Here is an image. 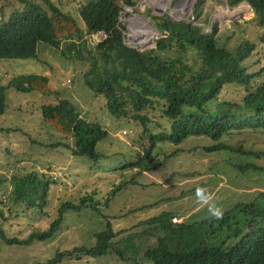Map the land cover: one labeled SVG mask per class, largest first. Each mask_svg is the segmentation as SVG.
<instances>
[{
    "label": "trees",
    "instance_id": "trees-1",
    "mask_svg": "<svg viewBox=\"0 0 264 264\" xmlns=\"http://www.w3.org/2000/svg\"><path fill=\"white\" fill-rule=\"evenodd\" d=\"M139 1L79 0L73 10L65 11L62 1L0 0V59L36 60L39 41L57 50L65 43L70 53L76 40L104 32L107 36L87 49L86 56L78 58L89 66L84 73L86 85L96 97L105 98L110 115L133 120L143 127L142 150L136 152L134 160L126 162V167L138 175L161 168L182 152L179 145L191 137L210 139L212 143L203 147L207 153L264 157L263 149L246 150L245 143L234 135L264 132V65L255 67L259 57L258 63L251 64L253 57L264 53V0H227L231 7L246 2L259 21L223 29L217 25L210 29L212 14L204 13L217 0H197L192 18L176 19L168 13H152L148 8L146 14L161 35L156 46L148 49L128 44L121 28L126 7L136 11ZM7 7H13L8 14ZM49 80L47 75L31 73L0 82V115L7 108L9 88L46 95ZM231 89L235 90L229 98L226 92ZM56 100L42 105L43 123L55 128L60 137L47 146H63L74 156L98 162L103 158L98 144L108 131L100 122L85 118L72 100L60 95ZM154 122L158 126L149 128ZM228 136L235 138L233 143L225 139ZM165 145L176 148L166 151ZM228 162L241 172L252 167L264 171L263 166L254 163L243 164L235 159ZM194 174L187 172L183 176ZM55 179L37 170L15 172L10 179V210L41 211ZM133 180L115 184L102 200L94 190L63 202L47 228H36L26 237L9 236L0 227V239L9 246L46 243L62 228L67 211L100 212L102 207L109 208L116 194ZM196 190L195 186L187 192ZM258 213L255 201H240L219 211V216L177 222L173 220L176 214L163 211L151 217L145 227L135 224L119 231L114 229L112 217L103 215L105 226L94 234V244L58 250L46 262L35 264H63L74 256L89 259L109 254L134 264H264V217L260 219ZM122 216L120 212L115 217Z\"/></svg>",
    "mask_w": 264,
    "mask_h": 264
},
{
    "label": "rangeland",
    "instance_id": "rangeland-1",
    "mask_svg": "<svg viewBox=\"0 0 264 264\" xmlns=\"http://www.w3.org/2000/svg\"><path fill=\"white\" fill-rule=\"evenodd\" d=\"M54 1H62V8L68 11L73 10L79 0ZM196 2L140 0L136 11L126 7V13L121 17L126 42L134 47L139 45V49L154 48L161 35L154 28L153 20L147 16L146 10L149 8L156 14L168 13L176 19L192 18ZM1 8L0 2V17ZM12 9L7 7L5 11L8 14ZM207 11L212 14V21L208 24L210 29L213 25L223 29L238 23L249 26L259 21L255 11L246 2L231 7L227 0H217L212 7H206L204 13ZM97 40H100L98 35L78 39L70 53L66 51L65 43L61 45V50H57L39 41L36 60L0 59L2 83H7L13 75L31 73L47 75L50 79L46 95L38 91H18L14 87L6 92L7 108L0 115V227L9 236L26 237L36 228H47L57 217L58 208L63 202L94 190H97L102 200L122 180L133 178L134 183L125 185L109 208L102 207L100 212L91 209L81 213L67 211L62 228L46 243L36 241L29 246H9L0 239V264L46 262L58 250L79 245L90 246L95 242L94 234L104 229L103 215L111 216L114 229L119 231L135 224L145 227L151 217L163 211L176 214L177 222L184 219L194 221L226 210L240 201H255L260 211L257 216L260 219L264 217V171L252 167L241 172L228 162L229 159H235L243 164L254 163L264 167L263 156L257 158L233 152L207 153L203 147L212 141L205 137H191L179 145L182 152L161 168L138 175L136 170L126 167V162L134 160L136 152L142 150L140 133L143 127L133 120L110 115L105 98L96 97L86 85L84 73L89 66L78 57L86 56V50L93 47ZM63 50L67 52L66 55ZM258 57L260 63L255 64L256 68L264 65V53L253 57L251 64L258 63ZM232 90L235 89L226 92L229 98L233 97ZM59 95L72 100L85 118L100 122L108 131V136L98 144V151L103 155L98 162L88 157L74 156L70 149L63 146L55 149L47 146L59 141L60 137L55 128L43 123L42 105L55 103ZM149 125L152 129L158 126L155 122ZM260 134L261 137H258ZM234 135L245 143L246 150H264V132L244 131ZM227 138L232 143L235 140L231 136ZM163 148L171 151L176 147L165 145ZM194 148L197 149L192 150ZM33 170L57 178L49 190L47 204L35 213L11 211L12 175ZM187 172L195 174L183 176ZM173 173L177 174L168 180ZM195 186L198 190L187 192L188 188ZM141 206L145 208L128 212ZM120 212L124 216L116 218ZM63 264L134 263H124L114 254H109L89 259L74 256Z\"/></svg>",
    "mask_w": 264,
    "mask_h": 264
},
{
    "label": "built area",
    "instance_id": "built-area-1",
    "mask_svg": "<svg viewBox=\"0 0 264 264\" xmlns=\"http://www.w3.org/2000/svg\"><path fill=\"white\" fill-rule=\"evenodd\" d=\"M98 36H100V39H102V38H105L107 35H106V33L101 32L100 35H98ZM173 220L178 221V218H174Z\"/></svg>",
    "mask_w": 264,
    "mask_h": 264
},
{
    "label": "clouds",
    "instance_id": "clouds-1",
    "mask_svg": "<svg viewBox=\"0 0 264 264\" xmlns=\"http://www.w3.org/2000/svg\"><path fill=\"white\" fill-rule=\"evenodd\" d=\"M215 214H216L217 216H219V212H216Z\"/></svg>",
    "mask_w": 264,
    "mask_h": 264
},
{
    "label": "water",
    "instance_id": "water-1",
    "mask_svg": "<svg viewBox=\"0 0 264 264\" xmlns=\"http://www.w3.org/2000/svg\"><path fill=\"white\" fill-rule=\"evenodd\" d=\"M136 40V39H135ZM136 47L138 48L139 47V45H136Z\"/></svg>",
    "mask_w": 264,
    "mask_h": 264
}]
</instances>
